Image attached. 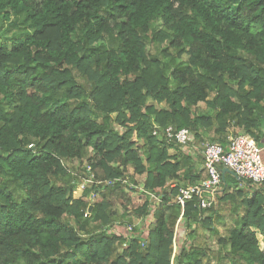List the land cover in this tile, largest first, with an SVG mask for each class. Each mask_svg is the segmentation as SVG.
I'll list each match as a JSON object with an SVG mask.
<instances>
[{
	"label": "trees",
	"instance_id": "obj_1",
	"mask_svg": "<svg viewBox=\"0 0 264 264\" xmlns=\"http://www.w3.org/2000/svg\"><path fill=\"white\" fill-rule=\"evenodd\" d=\"M263 129L264 0H0V264H264V185L175 203Z\"/></svg>",
	"mask_w": 264,
	"mask_h": 264
},
{
	"label": "built area",
	"instance_id": "obj_2",
	"mask_svg": "<svg viewBox=\"0 0 264 264\" xmlns=\"http://www.w3.org/2000/svg\"><path fill=\"white\" fill-rule=\"evenodd\" d=\"M169 138H175L183 149L193 140L188 129H182L174 134L168 129ZM225 145L206 143L203 156L205 159L206 179L196 186L180 188L175 203L185 206L195 195L203 193L215 194L223 181V169L233 171L241 180H246L256 186L264 185V148L256 138L241 134H230ZM212 206V199L202 198L199 208L204 210Z\"/></svg>",
	"mask_w": 264,
	"mask_h": 264
},
{
	"label": "rangeland",
	"instance_id": "obj_3",
	"mask_svg": "<svg viewBox=\"0 0 264 264\" xmlns=\"http://www.w3.org/2000/svg\"><path fill=\"white\" fill-rule=\"evenodd\" d=\"M192 138H193V135H192ZM202 146H203V144H201ZM204 146H205V144H204ZM189 147V146H188ZM200 150H202V147L200 148ZM174 153V151L173 150H171V154H173ZM207 176V174H206V171H204V177H202V179L203 178H205ZM127 177H128V179H130V180H133V181H137L140 185L144 182V178H142V177H140V176H138V175H136V176H134L133 175V170L132 169H130V171H129V174L127 175ZM236 178H230V181L232 182V184H234L235 185V183H236ZM84 184H91V183H89V179H87L86 181H84ZM93 184V183H92ZM131 185H133L132 183H130ZM236 188V187H235ZM243 188V186H240L239 188H238V190L239 189H242ZM237 189H233V190H229L228 192H236V191H238ZM83 194H84V189H83V187L82 186H80L77 190H76V192H75V196L77 197V198H80V197H82L83 196ZM130 194H132V196H134L133 198H134V201H133V203L132 204H134V206H137L138 204H141L143 201H144V197H145V194L147 195V193H143V187L142 186H138L137 188H136V191L133 193H130ZM219 194V193H218ZM218 196V195H217ZM217 196L215 195L214 197L215 198H217ZM94 199H97L98 198V196H96V197H93ZM93 198H90V199H88L89 200V202H93ZM220 201V200H219ZM223 203H224V205H225V207H227L228 208V206H230L231 204H233L232 202H230V201H226V202H224V201H222ZM93 205V204H92ZM129 206V205H128ZM223 206V205H222ZM126 206H124V203H120V204H118L117 205V207L115 208V209H117L116 210V212L121 216V218H122V220H125L126 222H129V221H131V219H133L134 220V223H135V225H137V226H139V228H142L143 226H144V221L143 220H135L134 218H135V216H134V214H133V211H131L132 210V208L130 207L129 209L128 208H125ZM219 208V207H218ZM208 215L207 214H205V218L207 217ZM89 217H91V215H89ZM88 217V218H89ZM152 220V219H151ZM152 222L155 224V222H154V219L152 220ZM131 223H132V221H131ZM153 224V225H154ZM133 225V224H132ZM185 226H186V223H185V220H180L179 222H178V224H177V226H176V229H175V233L177 234L176 236H175V238H178V240H176V241H174V256H173V259H172V262L175 260L174 258H175V255L177 254V250L179 249V246H180V243H181V238L184 236V234H185ZM217 228L218 229H220L221 228V226L220 225H218L217 226ZM255 231L257 232V234H258V239H259V242H260V247L264 250V236H262L260 233H259V231L258 230H256L255 229ZM209 246H210V249L211 250H218L219 248H220V245L219 244H217L216 243V238L215 237H211V235H209ZM227 263H229V262H227Z\"/></svg>",
	"mask_w": 264,
	"mask_h": 264
},
{
	"label": "water",
	"instance_id": "obj_4",
	"mask_svg": "<svg viewBox=\"0 0 264 264\" xmlns=\"http://www.w3.org/2000/svg\"><path fill=\"white\" fill-rule=\"evenodd\" d=\"M226 173H229V174H231L237 178L236 174L233 171L229 170L228 168L223 169V175L224 176Z\"/></svg>",
	"mask_w": 264,
	"mask_h": 264
},
{
	"label": "crops",
	"instance_id": "obj_5",
	"mask_svg": "<svg viewBox=\"0 0 264 264\" xmlns=\"http://www.w3.org/2000/svg\"><path fill=\"white\" fill-rule=\"evenodd\" d=\"M262 135H264V129H263V133L261 132V135H260L262 137L261 138L262 141L261 142L258 141L260 143V145L264 148V137Z\"/></svg>",
	"mask_w": 264,
	"mask_h": 264
},
{
	"label": "clouds",
	"instance_id": "obj_6",
	"mask_svg": "<svg viewBox=\"0 0 264 264\" xmlns=\"http://www.w3.org/2000/svg\"><path fill=\"white\" fill-rule=\"evenodd\" d=\"M225 169V168H224ZM238 178V177H237ZM204 179H206V177L204 178ZM223 179H224V175H223ZM239 179V178H238ZM239 180H241V179H239Z\"/></svg>",
	"mask_w": 264,
	"mask_h": 264
}]
</instances>
